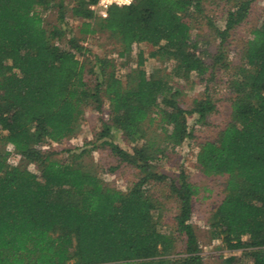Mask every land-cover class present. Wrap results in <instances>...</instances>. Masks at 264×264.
<instances>
[{
    "label": "trees",
    "instance_id": "1",
    "mask_svg": "<svg viewBox=\"0 0 264 264\" xmlns=\"http://www.w3.org/2000/svg\"><path fill=\"white\" fill-rule=\"evenodd\" d=\"M73 1L79 36L71 33L62 46L70 30L60 24L62 0H0V264H205L191 221L199 188L182 169L171 177L155 165L193 137L189 116L203 123L215 100L206 91L186 107L167 76L146 72L141 51L123 80L113 59L80 40L108 32L120 57L147 43L150 57L175 62L173 77L202 76L230 67L224 43L253 0H235L223 27L208 21L220 38L213 55L188 20L207 0H133L109 6L106 17L90 8L98 0ZM52 7L58 24L47 28L39 9ZM239 60L228 81L230 118L214 140L197 145L195 159L205 175L227 176L208 219L212 238L264 264V18ZM88 106L107 114L96 139L139 170L126 190L77 161L95 142L68 161L52 158L51 145L74 138ZM114 131L134 144L130 151L112 140ZM150 182L164 183L176 198L172 228L160 227L165 209L147 193ZM223 264L241 263L230 255Z\"/></svg>",
    "mask_w": 264,
    "mask_h": 264
},
{
    "label": "rangeland",
    "instance_id": "2",
    "mask_svg": "<svg viewBox=\"0 0 264 264\" xmlns=\"http://www.w3.org/2000/svg\"><path fill=\"white\" fill-rule=\"evenodd\" d=\"M55 2H58V0H55ZM62 2L64 20L63 22L60 21V24H67V28L71 30L67 32V36L61 41V45L66 46V39L71 33L79 36L78 28L81 21L72 15L71 7L74 1L62 0ZM235 4V0H207L203 2V12L201 14L193 12L188 18L192 35L207 43L210 55L217 52L220 38L208 21L214 26L223 27L228 10L235 8ZM39 10L42 12L44 24L47 28L58 24V13L55 7L45 11L41 8ZM263 18L264 0H253L247 16L229 32L224 43L226 58L230 63V67L227 69L218 66L210 67L204 75L197 76L193 73L188 79L173 77L175 66L173 60L150 57L149 52L153 50V47L147 43L134 44L129 56L120 57L117 53L119 50L117 42L108 32L88 36L84 40H80V43L90 48L92 53L113 59L116 74L123 80H125V75L135 67L138 60L137 54L141 51L145 57L143 68L146 72H156L167 76L170 83L182 90L181 97L186 107H190L192 101L202 97L206 91L215 100V111L208 115L203 123L196 122L193 115L189 116L188 122L193 137L177 146L173 152L168 153L155 165L160 171L171 177L176 176L178 170L182 169L188 180L199 188V193L193 201L191 221L198 237L205 264H223L224 258L230 255H236L241 264H251V260L246 254H243L240 250L230 251L222 244L220 239L212 238L208 219L211 210L219 203L224 194L227 176L205 175L196 163L195 154L198 148L197 145L205 140H214L229 120L231 106L228 81L239 64L240 51L246 38ZM207 62H211V57L207 58ZM106 117L92 106L85 107L79 121V130L74 138L61 144H53L49 150L53 152L52 158L59 161H68L73 153H81L84 147L90 149L91 145L86 143L95 142V148L89 153L82 152L77 161L96 172L108 185L126 190L139 179V170L134 166L120 162L118 157L113 156L110 149L101 140L96 139L97 133L101 130V123L106 120ZM155 126L156 122H153L149 129L150 134L153 133ZM111 138L129 151L134 146V144L125 141L121 133L117 131L112 132ZM16 160V157L11 156V162H16ZM29 168L36 170L33 165H29ZM146 191L153 198H157L163 203L165 213L164 217L160 219L161 229L172 228L178 205L176 198L169 193L167 185L160 182H150L146 186ZM182 240L183 237H180L177 242V250L183 249L184 243Z\"/></svg>",
    "mask_w": 264,
    "mask_h": 264
},
{
    "label": "built area",
    "instance_id": "3",
    "mask_svg": "<svg viewBox=\"0 0 264 264\" xmlns=\"http://www.w3.org/2000/svg\"><path fill=\"white\" fill-rule=\"evenodd\" d=\"M133 0H98L96 4L90 6L92 10H94L99 16L106 17L108 7L111 5H128ZM107 116V114H106Z\"/></svg>",
    "mask_w": 264,
    "mask_h": 264
}]
</instances>
